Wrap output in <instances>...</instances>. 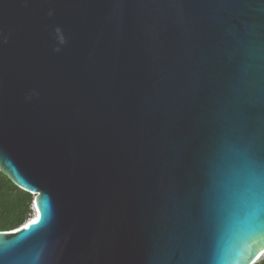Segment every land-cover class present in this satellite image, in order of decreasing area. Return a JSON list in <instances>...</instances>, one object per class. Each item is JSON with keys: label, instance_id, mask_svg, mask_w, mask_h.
Here are the masks:
<instances>
[{"label": "water", "instance_id": "water-1", "mask_svg": "<svg viewBox=\"0 0 264 264\" xmlns=\"http://www.w3.org/2000/svg\"><path fill=\"white\" fill-rule=\"evenodd\" d=\"M0 172V264H254L264 0H0Z\"/></svg>", "mask_w": 264, "mask_h": 264}, {"label": "trees", "instance_id": "trees-1", "mask_svg": "<svg viewBox=\"0 0 264 264\" xmlns=\"http://www.w3.org/2000/svg\"><path fill=\"white\" fill-rule=\"evenodd\" d=\"M32 194L16 187L0 172V231L18 227L30 218ZM254 264H264V260Z\"/></svg>", "mask_w": 264, "mask_h": 264}, {"label": "bare ground", "instance_id": "bare-ground-1", "mask_svg": "<svg viewBox=\"0 0 264 264\" xmlns=\"http://www.w3.org/2000/svg\"><path fill=\"white\" fill-rule=\"evenodd\" d=\"M37 215H38V211H37V209L34 208V213H33L32 216H30V218H29L28 220H31V219L37 217ZM261 257H262V256H260L259 259H260Z\"/></svg>", "mask_w": 264, "mask_h": 264}, {"label": "built area", "instance_id": "built-area-1", "mask_svg": "<svg viewBox=\"0 0 264 264\" xmlns=\"http://www.w3.org/2000/svg\"><path fill=\"white\" fill-rule=\"evenodd\" d=\"M30 211H31L30 216H32L33 213H34V207H33V205L30 206Z\"/></svg>", "mask_w": 264, "mask_h": 264}, {"label": "rangeland", "instance_id": "rangeland-1", "mask_svg": "<svg viewBox=\"0 0 264 264\" xmlns=\"http://www.w3.org/2000/svg\"><path fill=\"white\" fill-rule=\"evenodd\" d=\"M264 260V256H262L260 259H258L256 262L260 261V260Z\"/></svg>", "mask_w": 264, "mask_h": 264}]
</instances>
